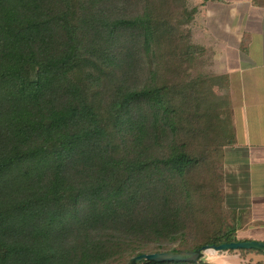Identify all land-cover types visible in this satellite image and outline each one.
Listing matches in <instances>:
<instances>
[{
	"label": "trees",
	"instance_id": "trees-1",
	"mask_svg": "<svg viewBox=\"0 0 264 264\" xmlns=\"http://www.w3.org/2000/svg\"><path fill=\"white\" fill-rule=\"evenodd\" d=\"M198 7L0 0V264H128L251 239L224 191L232 104L193 40Z\"/></svg>",
	"mask_w": 264,
	"mask_h": 264
},
{
	"label": "crops",
	"instance_id": "crops-1",
	"mask_svg": "<svg viewBox=\"0 0 264 264\" xmlns=\"http://www.w3.org/2000/svg\"><path fill=\"white\" fill-rule=\"evenodd\" d=\"M202 23L196 29L208 43H200L209 49L213 59V72L228 78V93L232 104V121L235 144L225 149V163L230 191L228 198L236 197L232 189L241 172L254 186L248 195L251 227L261 226L258 241L264 240V0L211 1L199 7ZM195 33L196 30H195ZM239 158V159H238ZM242 165H241V164ZM240 165L241 169L237 166ZM243 166V167H242ZM235 170V178L231 172ZM238 172H240L238 174ZM235 182V183H234ZM251 192V193H250ZM235 203V202H234ZM237 203V199H236ZM231 205L242 207V205ZM238 230V235L255 240L251 233ZM230 264H264L261 254L254 252L227 254ZM221 264L220 262H215Z\"/></svg>",
	"mask_w": 264,
	"mask_h": 264
},
{
	"label": "rangeland",
	"instance_id": "rangeland-1",
	"mask_svg": "<svg viewBox=\"0 0 264 264\" xmlns=\"http://www.w3.org/2000/svg\"><path fill=\"white\" fill-rule=\"evenodd\" d=\"M205 2H208L207 1H203V0H188V5L189 6H201L200 4L201 3H205ZM197 9V12L195 13L194 17L192 18L189 26H190V29L192 30V34H193V40L195 43L201 45V46H204L205 48H207L205 45H202L200 43H208V39L206 38H201V36L199 35V32L198 30L196 29L197 27V24L199 23H202L201 20H200V15H199V8ZM195 30L197 33H195ZM208 49V48H207ZM206 66H208L209 70L213 72V69L211 66H213V59L210 58V54H209V49H208V54H207V57H206ZM207 69V68H206ZM227 148V147H226ZM229 154H227V158L224 157V166H223V169H224V176H225V194H227V190H231L230 189V184L228 182V175L227 174H230V169H227L228 168V165L225 163V160L228 162L230 160L229 158ZM239 159V158H238ZM241 164V163H240ZM242 165V164H241ZM238 168L241 169V166L238 165L237 166ZM243 167V166H242ZM240 172H238L239 174ZM231 175L234 176L235 178V170L233 171V173L231 172ZM239 178L240 179H237L235 178L236 180V183H235V188H234V185H232V189L235 190L236 189V193L238 192V194H236V197H234V200L232 201V197L228 198V194H227V201L228 203H230L231 205H235L236 203V199H237V205H242V207L240 206V210H243V213L242 214V217H243V220H241V225H242V228L240 230V232H243L245 234L243 235H246L248 233H251L250 235H252V237L257 240L259 239L258 238V231L263 229L261 226L259 227H251V226H248L249 225V221H250V216H249V208L248 207V199L249 198H254L253 195H248V192L249 190H252L254 188V186L251 184V182H249L246 174L244 172H241V174L239 175ZM251 193V192H250ZM235 202V203H234ZM238 208V207H237ZM233 252H239V250H229V251H218V252H215V251H212V252H209L206 256V259L208 261H211V262H220L221 264H230V262L226 261L227 257H225L227 254H232Z\"/></svg>",
	"mask_w": 264,
	"mask_h": 264
},
{
	"label": "water",
	"instance_id": "water-1",
	"mask_svg": "<svg viewBox=\"0 0 264 264\" xmlns=\"http://www.w3.org/2000/svg\"><path fill=\"white\" fill-rule=\"evenodd\" d=\"M229 250H255L264 255V241L258 240H240L219 245H204L198 249L186 251H163L154 253L139 254L130 259L128 264H138L142 260H178V261H193L198 262L201 259H206L209 252L229 251Z\"/></svg>",
	"mask_w": 264,
	"mask_h": 264
}]
</instances>
